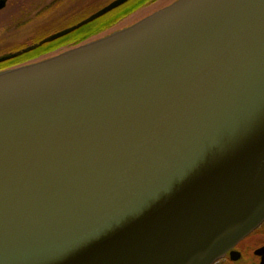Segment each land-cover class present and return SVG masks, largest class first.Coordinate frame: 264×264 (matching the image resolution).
Listing matches in <instances>:
<instances>
[{"label":"water","instance_id":"1","mask_svg":"<svg viewBox=\"0 0 264 264\" xmlns=\"http://www.w3.org/2000/svg\"><path fill=\"white\" fill-rule=\"evenodd\" d=\"M263 221L264 0H172L0 70V264H213Z\"/></svg>","mask_w":264,"mask_h":264},{"label":"rangeland","instance_id":"2","mask_svg":"<svg viewBox=\"0 0 264 264\" xmlns=\"http://www.w3.org/2000/svg\"><path fill=\"white\" fill-rule=\"evenodd\" d=\"M111 1L12 0V3L0 11V55L11 53L17 49L20 46L17 44L18 40L34 43L57 31L75 25ZM147 1L149 0H145L144 2L147 3ZM168 1L172 0H167V3ZM146 3L135 9L130 16L121 19L117 26L110 31L132 23L160 7V4L150 6V4L154 3ZM11 23L18 24L17 26L19 27L8 32L7 25Z\"/></svg>","mask_w":264,"mask_h":264},{"label":"flooded vegetation","instance_id":"3","mask_svg":"<svg viewBox=\"0 0 264 264\" xmlns=\"http://www.w3.org/2000/svg\"><path fill=\"white\" fill-rule=\"evenodd\" d=\"M139 1H141V0H129L128 2H126V4H131L134 2L137 3ZM151 2L154 4H150V6L151 5L156 6L159 4H160L159 6H162V5L167 3V0H149V1H147V3H151ZM10 3H12V0H0V11L5 9ZM116 10L117 9H114V10L102 15V16H100V18L102 19V17L106 16L107 14L109 15L111 13H114ZM100 18L98 17V19H100ZM94 20H92V21H94ZM89 23H91V22L83 24L84 26L82 25V26L72 30L71 32H69L63 36H60V37H58L52 41L44 42L42 44L37 45L35 48L30 49V50H26V51L24 49H26V48L34 45V44H37L41 40L34 42V43L23 42V41L18 40L17 44H19L20 46L17 49H15L13 52H19V51H22V52L16 56H14V57L0 61V70L16 66L18 64L32 60L38 56L48 54L50 52L59 50L61 48H64V47L72 44L75 41L76 36L81 34V32L89 25ZM17 25L12 24V23L7 25V27H8L7 31L9 32L10 30H12L14 28L19 27ZM13 52H11V53H13ZM5 54H8V53H5ZM2 55H0V56H2ZM263 246H264V222L259 227H257L256 229H254L253 231L248 233L246 236H244L232 248L234 251H236V254L239 255V256H237V259L233 260L230 258L229 255H225V256L219 258L218 260H216L214 262V264H261L263 253L260 252L259 249H261Z\"/></svg>","mask_w":264,"mask_h":264},{"label":"trees","instance_id":"4","mask_svg":"<svg viewBox=\"0 0 264 264\" xmlns=\"http://www.w3.org/2000/svg\"><path fill=\"white\" fill-rule=\"evenodd\" d=\"M145 0H141L139 2H134L131 4L121 5L117 8L114 13L107 14L106 16L102 17V19H95L94 21H90L89 25L79 34L76 36L75 41L72 43L73 45H78L83 43L87 40L96 38L111 29H113L121 19L128 17L132 14L135 9H137L140 5L144 4ZM84 26V25H83ZM120 26V25H119Z\"/></svg>","mask_w":264,"mask_h":264}]
</instances>
